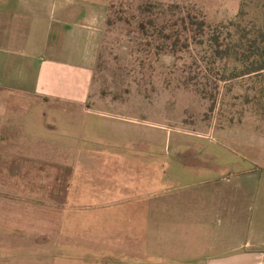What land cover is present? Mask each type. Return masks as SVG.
<instances>
[{
	"label": "rangeland",
	"instance_id": "374dc122",
	"mask_svg": "<svg viewBox=\"0 0 264 264\" xmlns=\"http://www.w3.org/2000/svg\"><path fill=\"white\" fill-rule=\"evenodd\" d=\"M90 2V22L100 28L89 103L95 110L117 105L134 122L163 123L174 132L167 141L153 130L104 125L109 120L99 116L73 130L71 111L58 106L47 109L48 134L36 110L19 120L17 103L31 100L15 103L0 93V264H242L260 255L264 74L230 80L228 50L237 22L259 28L264 0ZM149 17L157 24L145 25L152 34L142 35L140 22ZM184 17L189 32L173 24ZM160 29L171 37L162 51ZM70 132L111 142L81 143L85 157L67 147ZM146 159L148 166L140 163ZM195 160L216 170L195 168ZM179 161L191 167L174 171ZM226 176L221 194L215 181ZM210 189H218L212 201L218 216L201 201ZM231 232L234 248L210 250L218 234Z\"/></svg>",
	"mask_w": 264,
	"mask_h": 264
},
{
	"label": "crops",
	"instance_id": "0c3cea01",
	"mask_svg": "<svg viewBox=\"0 0 264 264\" xmlns=\"http://www.w3.org/2000/svg\"><path fill=\"white\" fill-rule=\"evenodd\" d=\"M92 6L90 0H0V93L16 98L14 102L19 101V97L31 100L33 102L31 104L17 103L21 110L18 113L23 112L19 114V120L22 122L26 118V112L36 110L38 120L43 123V129L48 134H52L53 126L44 122L48 115L47 109L49 108L50 112L53 110L56 112L57 107L62 106L71 111L73 117L68 119L67 123L73 130L84 129L85 118L99 116L102 120H109V122L103 121L104 125L117 122L130 126L134 131L140 128L153 130L156 132L155 135L158 134L168 141L167 133L174 131L166 127L167 124H150L143 119L134 122V116L128 118L119 113L117 105L101 104V108L95 110L89 103L100 28L90 22ZM175 133L184 136V134ZM201 134L195 136L203 138ZM49 137L52 136L49 135ZM3 138L6 143L11 142L10 137L4 135ZM67 142V147L72 146L71 151L86 157L89 152L84 149L85 147L79 146L81 143L103 144L111 140L103 136L87 138L70 132L67 135ZM140 142H142L140 139L134 142V152L139 153L137 144ZM183 145L187 147L188 143L183 142ZM118 146L121 145L118 144ZM8 150L4 149L3 152ZM136 157L134 153L135 167L139 165L135 161ZM140 163L148 166L151 161L146 159ZM195 163L193 167L207 166L197 160ZM140 165L143 167V164ZM186 165H188L186 162L182 164L179 161L174 165L176 167L174 171H184ZM188 166L191 167V165ZM207 168L211 171L216 170L210 165ZM188 171H194V169ZM136 173L143 175L144 171ZM72 175L73 172L70 171L71 178ZM139 179L134 177L135 186H138ZM227 182H229L227 176L215 181L216 186L222 185L219 189L221 194H225L226 187L223 184ZM202 183L211 182L203 181ZM217 190L207 191L202 195L201 201L204 200L206 208L210 207L211 211H215L218 216L220 215L218 209L212 202L215 195H219ZM236 236L235 232L218 234L212 240L210 250L223 251L222 243L226 244V249L234 248L233 243L238 240L233 239ZM242 264H264V252L260 255L252 254L243 257Z\"/></svg>",
	"mask_w": 264,
	"mask_h": 264
},
{
	"label": "trees",
	"instance_id": "16d2710c",
	"mask_svg": "<svg viewBox=\"0 0 264 264\" xmlns=\"http://www.w3.org/2000/svg\"><path fill=\"white\" fill-rule=\"evenodd\" d=\"M187 20L188 19H185L184 17L176 20L173 24L175 25L177 23H181L182 26H185V30L189 32ZM154 24H157V19H152V17L147 18L145 21H141L140 25L142 26V35L148 36V34H152V32H148L146 30L145 25L154 28ZM191 24H195L194 21H191ZM200 24L202 25L203 23ZM234 31L237 36V40L234 41L231 49L228 50L230 58L234 64V68L231 71L229 79L236 80L245 76H258L259 74H264V16L262 17L259 28L251 23L250 29L247 30L245 26L240 25L237 22L234 26ZM251 32L254 36L251 40H248L247 34ZM157 35V40H162V42L156 45V48L157 50L162 51L164 50L163 48L168 46L163 40H169L171 37L166 35L162 29L157 32ZM177 41L178 38H176L173 43L174 47L177 45Z\"/></svg>",
	"mask_w": 264,
	"mask_h": 264
}]
</instances>
